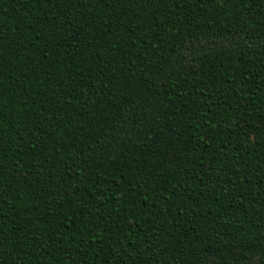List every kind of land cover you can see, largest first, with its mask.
<instances>
[{"label": "trees", "instance_id": "16d2710c", "mask_svg": "<svg viewBox=\"0 0 264 264\" xmlns=\"http://www.w3.org/2000/svg\"><path fill=\"white\" fill-rule=\"evenodd\" d=\"M0 264H264V0H0Z\"/></svg>", "mask_w": 264, "mask_h": 264}]
</instances>
